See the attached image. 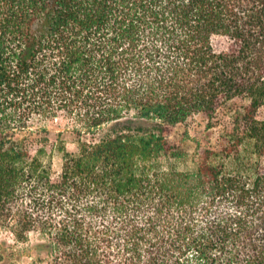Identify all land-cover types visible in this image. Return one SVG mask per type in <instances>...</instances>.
Masks as SVG:
<instances>
[{"label": "trees", "instance_id": "16d2710c", "mask_svg": "<svg viewBox=\"0 0 264 264\" xmlns=\"http://www.w3.org/2000/svg\"><path fill=\"white\" fill-rule=\"evenodd\" d=\"M262 108L264 0H0V220L65 264H264ZM194 115L222 127L190 154ZM34 116L78 150L18 136Z\"/></svg>", "mask_w": 264, "mask_h": 264}, {"label": "rangeland", "instance_id": "374dc122", "mask_svg": "<svg viewBox=\"0 0 264 264\" xmlns=\"http://www.w3.org/2000/svg\"><path fill=\"white\" fill-rule=\"evenodd\" d=\"M213 44L215 49L221 52L229 47L230 39L224 36H215ZM218 117V121L221 123L229 120V114L225 109L220 111ZM258 117L264 119V108L259 111ZM29 124L31 125L30 128L18 134V136L49 137L53 147L58 143L59 138L62 137L68 150L72 152L78 150V135L74 132L75 125L71 118L62 116L55 120H49L34 116ZM207 125L208 120L206 118L201 115H194L184 124L178 125L169 140L173 144L184 146L190 154H194L197 150V143L200 142L202 147L205 148L218 142L219 130H221L222 126L210 130ZM85 138L91 139V136H85ZM195 166L192 160L188 163L180 164L182 169L193 170ZM62 167L63 156L54 150L51 169L53 180L60 179ZM13 223L0 220V264H65L64 249L61 252L52 251L45 246V244L50 243L51 235L39 230L35 223H30L29 228L23 233L24 238H20L11 230L10 224ZM14 224L19 225L20 223L18 221V223L15 222ZM20 225L25 226L26 224L21 222ZM116 261L117 259L113 257L111 264H117Z\"/></svg>", "mask_w": 264, "mask_h": 264}]
</instances>
